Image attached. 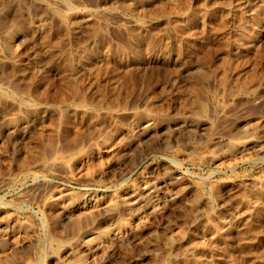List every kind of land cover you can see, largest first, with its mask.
<instances>
[{
    "label": "rangeland",
    "instance_id": "rangeland-1",
    "mask_svg": "<svg viewBox=\"0 0 264 264\" xmlns=\"http://www.w3.org/2000/svg\"><path fill=\"white\" fill-rule=\"evenodd\" d=\"M0 264H264V0H0Z\"/></svg>",
    "mask_w": 264,
    "mask_h": 264
},
{
    "label": "bare ground",
    "instance_id": "bare-ground-1",
    "mask_svg": "<svg viewBox=\"0 0 264 264\" xmlns=\"http://www.w3.org/2000/svg\"><path fill=\"white\" fill-rule=\"evenodd\" d=\"M75 18V17H74ZM16 40V39H15ZM15 40L13 39V40H9L10 42H9V46L10 47H13L14 45H16V42H15ZM147 125V124H146ZM179 128V127H178ZM177 128V129H178ZM243 141V140H242ZM241 141V142H242ZM245 141V140H244ZM244 141H243V143H244ZM246 145H253V143H251L250 141H247V142H245L244 143V145L242 146V147H244V146H246ZM123 197V196H122ZM126 197H128V196H126ZM124 198V197H123ZM130 202V201H129ZM94 209V208H93ZM85 211V210H84ZM87 212V211H86ZM85 212V213H86ZM89 213V212H88ZM80 214V213H79ZM81 214H83V213H81ZM79 216V215H78ZM56 250V249H55Z\"/></svg>",
    "mask_w": 264,
    "mask_h": 264
}]
</instances>
